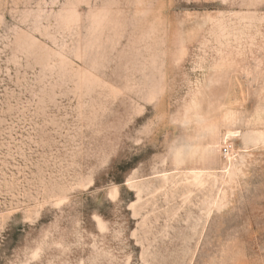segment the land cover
<instances>
[{
	"label": "rangeland",
	"instance_id": "1",
	"mask_svg": "<svg viewBox=\"0 0 264 264\" xmlns=\"http://www.w3.org/2000/svg\"><path fill=\"white\" fill-rule=\"evenodd\" d=\"M0 264H264V0H0Z\"/></svg>",
	"mask_w": 264,
	"mask_h": 264
},
{
	"label": "built area",
	"instance_id": "2",
	"mask_svg": "<svg viewBox=\"0 0 264 264\" xmlns=\"http://www.w3.org/2000/svg\"><path fill=\"white\" fill-rule=\"evenodd\" d=\"M223 152H224V153H226V152H227V149H226V148H224V149H223Z\"/></svg>",
	"mask_w": 264,
	"mask_h": 264
}]
</instances>
